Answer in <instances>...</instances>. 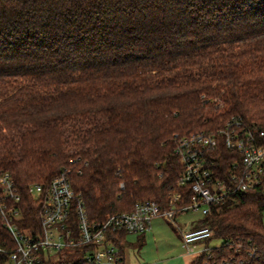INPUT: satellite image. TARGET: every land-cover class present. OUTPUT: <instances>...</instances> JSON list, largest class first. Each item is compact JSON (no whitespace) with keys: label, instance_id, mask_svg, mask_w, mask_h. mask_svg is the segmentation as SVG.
Here are the masks:
<instances>
[{"label":"trees","instance_id":"trees-1","mask_svg":"<svg viewBox=\"0 0 264 264\" xmlns=\"http://www.w3.org/2000/svg\"><path fill=\"white\" fill-rule=\"evenodd\" d=\"M232 117L264 130V0H0V171L36 226L29 186L62 173L91 222L188 205L177 137ZM263 218L264 188L213 205L190 264H264Z\"/></svg>","mask_w":264,"mask_h":264},{"label":"built area","instance_id":"built-area-1","mask_svg":"<svg viewBox=\"0 0 264 264\" xmlns=\"http://www.w3.org/2000/svg\"><path fill=\"white\" fill-rule=\"evenodd\" d=\"M175 153L183 165L179 185L191 191L188 205L162 209L153 200L137 201L131 211L96 223L89 220L82 198L62 173L47 184L29 186L40 204L36 226L21 206L14 179L0 171V264H39L80 247H88L83 255L87 264H120L123 256L108 238L111 233L145 234L155 218L174 220L189 210L205 216L213 205L264 188V130L241 118L177 137ZM213 236L210 227L181 231V245L191 251L193 244Z\"/></svg>","mask_w":264,"mask_h":264},{"label":"rangeland","instance_id":"rangeland-1","mask_svg":"<svg viewBox=\"0 0 264 264\" xmlns=\"http://www.w3.org/2000/svg\"><path fill=\"white\" fill-rule=\"evenodd\" d=\"M202 217L200 212L189 210L188 212L177 215L174 220L166 217L155 218L152 221L150 230L145 233V244L141 249L137 247L138 235H128L127 240L129 243L133 244L134 247L127 249L126 264H180L176 257L179 251L183 250L180 246L181 240L179 238L181 230H189L198 223ZM173 227H175L177 231L173 230ZM141 235H139V237ZM221 242V239L211 238L208 244L210 247H215L220 245ZM204 245V242H199L192 246L204 247ZM177 248L178 250H176ZM75 252L76 250L70 253L63 252L55 256L54 260L63 258L71 253L74 255Z\"/></svg>","mask_w":264,"mask_h":264},{"label":"crops","instance_id":"crops-1","mask_svg":"<svg viewBox=\"0 0 264 264\" xmlns=\"http://www.w3.org/2000/svg\"><path fill=\"white\" fill-rule=\"evenodd\" d=\"M192 228H194V226H192L190 229H192ZM188 230V229H187ZM182 231V230H181ZM144 236H146V235H144ZM127 237H128V235H127ZM126 237V238H127ZM179 238H180V240H181V235H179ZM137 240H138V238H137ZM129 242V241H128ZM180 246H181V248L183 249L182 251H179V253H178V255H177V259L179 260V262H180V264H190L192 261H193V259L201 252V250L203 249V247H192V249H191V251H188V250H186V249H184L183 247H182V245H181V243H180ZM132 247H134V245L133 244H131L130 243V245H128L126 248H125V250H124V261H123V264H126V252H127V249L128 248H132ZM143 247V246H142ZM141 247V248H142ZM140 248V249H141ZM176 250H178V248L176 249Z\"/></svg>","mask_w":264,"mask_h":264}]
</instances>
